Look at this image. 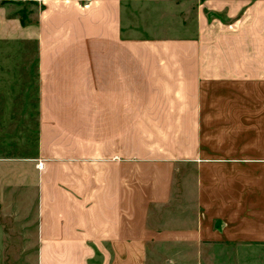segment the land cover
Here are the masks:
<instances>
[{"label":"crops","instance_id":"obj_1","mask_svg":"<svg viewBox=\"0 0 264 264\" xmlns=\"http://www.w3.org/2000/svg\"><path fill=\"white\" fill-rule=\"evenodd\" d=\"M169 2L0 0V44L37 46L44 112L39 155L0 157V262L264 264V0L133 36L124 9Z\"/></svg>","mask_w":264,"mask_h":264},{"label":"rangeland","instance_id":"obj_2","mask_svg":"<svg viewBox=\"0 0 264 264\" xmlns=\"http://www.w3.org/2000/svg\"><path fill=\"white\" fill-rule=\"evenodd\" d=\"M201 1L204 0H171L164 8L136 4L124 9V13L140 28L134 37H143V30L149 32L153 24L151 18H158L163 10L176 15L172 19L177 20L179 27L172 36L190 37L195 32L196 7ZM7 3L27 23L34 22L41 10L39 5L29 1L17 5ZM38 59L37 46L32 42L0 44V157L25 159L39 155L44 112ZM18 264H30V261L18 259Z\"/></svg>","mask_w":264,"mask_h":264},{"label":"built area","instance_id":"obj_3","mask_svg":"<svg viewBox=\"0 0 264 264\" xmlns=\"http://www.w3.org/2000/svg\"><path fill=\"white\" fill-rule=\"evenodd\" d=\"M43 167H44V162H43V161H40V162L38 163V168H39L40 170H42Z\"/></svg>","mask_w":264,"mask_h":264},{"label":"trees","instance_id":"obj_4","mask_svg":"<svg viewBox=\"0 0 264 264\" xmlns=\"http://www.w3.org/2000/svg\"><path fill=\"white\" fill-rule=\"evenodd\" d=\"M22 23H23L24 25H26V22H25V20H22Z\"/></svg>","mask_w":264,"mask_h":264}]
</instances>
